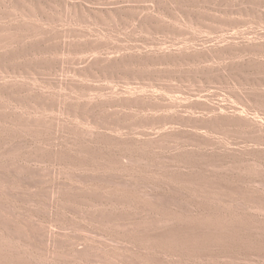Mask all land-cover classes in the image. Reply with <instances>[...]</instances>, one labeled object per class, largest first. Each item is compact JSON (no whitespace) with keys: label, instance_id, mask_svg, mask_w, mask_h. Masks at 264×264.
Segmentation results:
<instances>
[{"label":"rangeland","instance_id":"rangeland-1","mask_svg":"<svg viewBox=\"0 0 264 264\" xmlns=\"http://www.w3.org/2000/svg\"><path fill=\"white\" fill-rule=\"evenodd\" d=\"M129 1L149 6L155 0ZM166 1L177 11L191 10L180 0ZM81 13L79 7L67 11L64 0H0V27L31 23L47 36L80 34L76 41H88V27L99 24L95 18L84 21ZM101 15L110 19L105 11ZM9 38L0 44V83L8 90L15 82L58 91L53 83L30 74L36 70L49 80H80L71 67L109 52H67L70 59L66 56L61 73L44 65L62 58L51 44L33 42L40 43V51L29 53L27 32L14 30ZM99 64L90 73L104 81L109 72ZM116 71L129 79L152 72L151 67L135 65ZM9 95L13 97L0 94V264H264V145L249 149L243 141L207 138L208 144L201 147L160 149L142 145V129L111 130L72 114L61 116L64 130L45 133L15 118L30 113L51 116L52 110L36 103L43 99L13 90ZM73 124L86 128L93 139L77 136ZM171 132L172 137H200L196 130ZM149 133L163 134L161 128ZM42 155L48 160H35ZM248 159L257 166L238 173L234 161ZM221 167L227 171L218 172ZM252 169L259 172L251 174Z\"/></svg>","mask_w":264,"mask_h":264},{"label":"bare ground","instance_id":"bare-ground-1","mask_svg":"<svg viewBox=\"0 0 264 264\" xmlns=\"http://www.w3.org/2000/svg\"><path fill=\"white\" fill-rule=\"evenodd\" d=\"M155 1L141 6L129 0H64L67 11L79 7L84 21L97 20L99 25L88 27L84 35L88 41H76L82 37L80 34L47 36L31 23L17 28L0 27V44L8 42L14 30L27 32L32 41L27 49L29 53L40 51V43L33 42L51 44L62 53V58L49 59L44 65L61 73H64L67 52L99 48L109 51L104 58H84L79 67H71L70 72L80 76V80H49L36 70L30 74L35 80L53 83L58 91L34 90L29 82L23 87L12 82L8 90L6 83L1 82L0 94L13 97L9 95L13 90L41 98L43 101L36 103L53 111L51 116L30 113L25 119L21 115L15 118L23 120L26 127L49 133L64 130L62 115H79L86 121L92 119L98 125L105 124L111 130L142 129L145 138L142 145L152 144L160 149L179 145L201 147L208 144L207 138L243 141L250 144L249 149L264 145V10L259 8V5L264 7V0H180L183 6L190 7L188 11H177L166 0ZM236 4L241 9L234 10ZM202 9L223 16L202 13ZM102 11L110 19L104 18ZM121 43L128 46L122 48ZM21 51L20 55L25 48ZM100 61L101 68L109 72L108 76L104 75V81L94 72L90 73L100 68ZM124 65L151 67L152 72L124 78L116 71ZM73 125L77 136L93 139L86 128ZM157 128L163 134L157 137L148 134L150 129ZM182 128L187 132L196 130L200 137L196 140L185 135H168L172 129ZM241 155L244 156L243 152ZM37 159L44 162L48 157L42 155ZM117 160L126 164L125 159ZM234 162L238 173L257 166L252 159L246 163ZM221 168L217 171H227ZM257 172L252 169L250 173ZM103 201L111 203L109 199L99 200ZM46 236L51 243L53 232L47 231Z\"/></svg>","mask_w":264,"mask_h":264}]
</instances>
